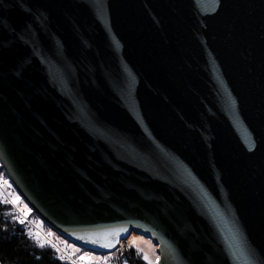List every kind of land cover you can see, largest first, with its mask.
Wrapping results in <instances>:
<instances>
[{
    "label": "water",
    "instance_id": "95a60500",
    "mask_svg": "<svg viewBox=\"0 0 264 264\" xmlns=\"http://www.w3.org/2000/svg\"><path fill=\"white\" fill-rule=\"evenodd\" d=\"M0 166L81 249L264 264V0H0Z\"/></svg>",
    "mask_w": 264,
    "mask_h": 264
},
{
    "label": "trees",
    "instance_id": "16d2710c",
    "mask_svg": "<svg viewBox=\"0 0 264 264\" xmlns=\"http://www.w3.org/2000/svg\"><path fill=\"white\" fill-rule=\"evenodd\" d=\"M121 257L126 264H147L131 247L124 248ZM0 264H66L49 244H40L30 236L28 228L16 219L13 208L1 195Z\"/></svg>",
    "mask_w": 264,
    "mask_h": 264
},
{
    "label": "rangeland",
    "instance_id": "374dc122",
    "mask_svg": "<svg viewBox=\"0 0 264 264\" xmlns=\"http://www.w3.org/2000/svg\"><path fill=\"white\" fill-rule=\"evenodd\" d=\"M4 174L3 170H0V183L2 188L6 191V193L12 197V199L16 203H21L23 207V211L26 215H28L32 220H34L38 227L44 231L45 233L49 234L51 239L66 245L71 253L77 257L82 259L83 261L87 263H96L101 258V253L81 249L66 240H64L62 237L58 236L53 230H51L46 224L43 223L42 220H40L35 214L30 213L29 207L25 204V202L19 197L17 192L13 189L12 185L10 184L8 178ZM122 246L124 244L125 248L131 247L133 248L138 255L141 256V258L147 263V264H155L157 259V253L156 248L151 242V240L142 237L140 235H136L133 232H131L128 237L122 241ZM147 257V259H145Z\"/></svg>",
    "mask_w": 264,
    "mask_h": 264
},
{
    "label": "built area",
    "instance_id": "2783aa9c",
    "mask_svg": "<svg viewBox=\"0 0 264 264\" xmlns=\"http://www.w3.org/2000/svg\"><path fill=\"white\" fill-rule=\"evenodd\" d=\"M0 194L5 202L9 203L16 213V219L28 228L29 233L40 243L50 244L56 251L57 257L66 264H86L82 259L74 257L69 248L61 243H58L51 239L50 235L42 231L37 223L31 220L23 211L22 204L13 202L14 200L9 196L0 185ZM124 246L118 245L117 249L113 252L102 256L99 262L96 264H125L120 259Z\"/></svg>",
    "mask_w": 264,
    "mask_h": 264
},
{
    "label": "snow or ice",
    "instance_id": "6c2138e0",
    "mask_svg": "<svg viewBox=\"0 0 264 264\" xmlns=\"http://www.w3.org/2000/svg\"><path fill=\"white\" fill-rule=\"evenodd\" d=\"M13 202H15V201H13ZM22 223H23V221H21ZM123 229H121V231H122ZM41 246H43V245H41ZM105 246H107V247H111L112 245L111 244H108V245H105ZM145 259H147V257H145ZM150 264H151V262H150Z\"/></svg>",
    "mask_w": 264,
    "mask_h": 264
}]
</instances>
